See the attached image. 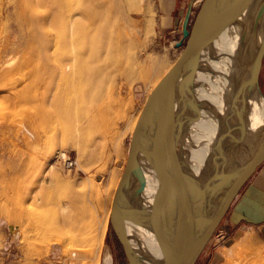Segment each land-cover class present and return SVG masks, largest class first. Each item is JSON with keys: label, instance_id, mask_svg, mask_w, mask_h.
<instances>
[{"label": "rangeland", "instance_id": "374dc122", "mask_svg": "<svg viewBox=\"0 0 264 264\" xmlns=\"http://www.w3.org/2000/svg\"><path fill=\"white\" fill-rule=\"evenodd\" d=\"M58 1L0 0V264H107V252L113 264H129L111 224V195L100 196L98 191L110 188L113 174L123 173L132 123L154 81L180 55L183 46L176 43L182 32L160 28L153 4L138 18L128 12L125 0H110L111 18L100 23L93 15L95 38L112 39L116 57L118 44H125L139 65L134 69L94 57L92 65L103 67V72L79 77L74 85L61 80L50 66L60 35ZM251 20L264 24V12L257 11ZM258 76L264 95V49ZM60 109L71 111L70 125L58 123ZM87 118L97 125V120L114 124L105 134L91 133L87 144L76 131L79 120ZM83 124L88 125L87 120ZM67 136L72 138L64 145ZM61 149L77 159L75 168L54 162ZM65 202L71 207L63 216L59 207ZM85 221L97 237L88 251L89 246L61 236L82 233L80 222ZM12 226L18 227L19 236ZM222 227L214 231L195 264H264V245L252 233L249 243L228 258L225 248L247 231L236 237L217 236Z\"/></svg>", "mask_w": 264, "mask_h": 264}, {"label": "bare ground", "instance_id": "6f19581e", "mask_svg": "<svg viewBox=\"0 0 264 264\" xmlns=\"http://www.w3.org/2000/svg\"><path fill=\"white\" fill-rule=\"evenodd\" d=\"M110 2V0H103L102 4H98V0L58 1L60 35L56 43H54V50L50 55V66L56 70L61 80L66 83L74 82L75 85L77 84L75 80L79 77L103 72V67L92 65L94 57L104 58L103 60L108 59L107 64L110 62L115 64L118 62L125 63L127 67L135 66L138 63L136 57L128 55L125 44L118 42L119 51L117 52L118 57H116L111 53L112 39L95 38V33L91 27L93 15L96 14L100 18V23L106 18H111L110 7H107ZM194 2L192 0L193 12ZM259 5L260 8L254 5L236 23L224 30L202 51L199 64L192 66L190 78L186 81L185 89L187 99L193 104L194 111L191 115L195 120L185 133H179L181 150L177 151L172 148L168 155L164 153L162 155L163 159L166 158L167 162H170L175 168L183 169L186 163H189L196 174L201 173L205 157L214 144L222 155L226 157V161H233L227 168L229 170L236 168L241 160L238 157L245 155L264 134V97H259L258 95L264 96L258 83L260 58L264 49V24L253 23L251 20L258 9L264 12V0H260ZM99 29L102 34L105 33V27L100 26ZM100 36L102 37V35ZM31 47L33 48L34 45L32 44ZM174 62L167 65L154 81L147 93L142 109L152 90L171 69ZM156 64L155 60L152 59L150 61L151 67H155ZM20 68L19 70L21 71ZM132 68L135 69V67ZM60 110H62V116L58 118V123L70 125L71 111L68 109ZM139 116L132 123V132ZM86 120L88 125H90L89 127L83 124ZM86 120L84 122L79 120L76 124V131L78 135L82 134L85 136L84 140L87 144L91 133L105 134L110 127L109 124L112 126L114 124L111 121L100 122L97 120V125L94 122L91 123L92 119L88 120L87 118ZM71 138L72 136H67L64 140V145ZM81 155L79 158H81ZM218 161L220 160L213 159L210 166V169L212 171L215 170V173L219 171L217 169L219 167ZM141 167L147 179V187L142 193L140 200L146 206L153 201V197L159 188V182L157 181L155 187L152 188L155 174L151 165L141 163ZM137 173V170L131 173L133 180L136 178ZM200 177L203 178L204 175ZM120 178V175L118 177L113 174L110 188H101L98 194L100 196L111 195V201L113 202L114 193ZM112 202L110 209L112 208ZM70 207L71 204L69 202L61 204L59 207L60 214L63 216L67 215ZM120 207L121 213L118 222L130 242L138 262L142 261L146 264L159 262L162 259V252L158 240L146 227L134 221L125 212L123 205L120 204ZM163 208L168 210V205ZM80 225L84 229L82 233L63 234L61 236L68 242L73 243L76 241L89 246L86 251L88 249L91 250V246L93 247L96 243V232L91 229L92 225L90 222H80ZM12 229H14L15 235L19 236L18 227L12 226ZM89 230L93 231L89 232ZM250 234L247 231L244 236L236 239L230 247L225 248L224 254L231 258L232 254L238 253L242 246L249 243Z\"/></svg>", "mask_w": 264, "mask_h": 264}, {"label": "water", "instance_id": "95a60500", "mask_svg": "<svg viewBox=\"0 0 264 264\" xmlns=\"http://www.w3.org/2000/svg\"><path fill=\"white\" fill-rule=\"evenodd\" d=\"M259 1L203 0L195 15L192 1L189 4L183 20L182 37L176 43L183 49L152 90L141 111L113 197L111 224L129 264L146 263L138 262L119 225L120 204L160 243L162 259L153 264H195L243 187L264 163V134L245 155L238 157L241 158L239 165L230 170L227 166L233 161H226L215 144L205 157L200 175L189 163L179 170L162 156L168 155L172 148L181 150L179 133H185L195 120L191 115L193 104L187 99L185 89L192 66L199 64L202 51L224 30L254 5L260 8ZM213 159L220 160L218 173L210 169ZM141 163L150 164L154 171L152 188L159 182L153 201L146 206L140 200L147 187ZM136 170L138 173L133 180L131 173ZM167 205L168 210L163 208Z\"/></svg>", "mask_w": 264, "mask_h": 264}, {"label": "crops", "instance_id": "0c3cea01", "mask_svg": "<svg viewBox=\"0 0 264 264\" xmlns=\"http://www.w3.org/2000/svg\"><path fill=\"white\" fill-rule=\"evenodd\" d=\"M192 0H125L129 13L133 12L142 17L152 10L158 13L160 28L167 33L182 32L183 20ZM195 5L197 0H194ZM226 237H236L243 230L250 231L264 245V163L246 183L241 193L229 209L218 227ZM113 264L112 254L108 252L103 263Z\"/></svg>", "mask_w": 264, "mask_h": 264}, {"label": "built area", "instance_id": "2783aa9c", "mask_svg": "<svg viewBox=\"0 0 264 264\" xmlns=\"http://www.w3.org/2000/svg\"><path fill=\"white\" fill-rule=\"evenodd\" d=\"M203 0H197V4L194 5L197 6L198 4H201ZM195 11V10H194ZM54 162L58 165H60L63 168L66 169H73L77 166V159H75L71 153L67 150H58L55 154H54ZM223 232L220 230L217 233V236L223 237Z\"/></svg>", "mask_w": 264, "mask_h": 264}]
</instances>
